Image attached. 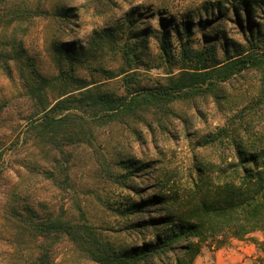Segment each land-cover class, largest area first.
<instances>
[{"label": "rangeland", "instance_id": "1", "mask_svg": "<svg viewBox=\"0 0 264 264\" xmlns=\"http://www.w3.org/2000/svg\"><path fill=\"white\" fill-rule=\"evenodd\" d=\"M59 1L72 7L77 14L73 21L75 31H69L67 36L62 37V42H81L87 47L93 32L104 29L116 32L117 42H125L126 19L132 14H137L138 30L148 31V37L137 48L131 64L111 45L102 48L91 45L82 56L79 54L76 57L77 67L83 66L76 74L86 80L93 78L97 81L94 84L102 83L106 90L117 94L124 93L120 76L109 79L101 69L115 72L120 68L128 69L127 73H135L136 79L144 86L165 83L169 76H176L183 70H195L194 51L206 46L210 48L205 61L207 66L222 63L227 57L248 49L229 3L231 0ZM11 2L19 4L11 9H18L28 19L9 21L11 16L6 13L10 2L0 11V41L15 39L24 49L23 55L9 61V73L0 68V98L9 100L1 114L0 143L2 137L17 133L16 123L20 135L18 141L17 138L14 143L5 141L0 147L3 148L0 162V264H34L31 257L40 253L39 245L48 244L47 240L35 235L22 223L21 216L34 220H46L52 216L85 223L100 241L116 247L152 242L156 233L152 227L140 231H132L128 227L132 221L150 215L121 216L127 200H139L137 192L143 199L148 198L147 192H159L160 188L153 186L156 180L162 179L167 182L163 189L175 197L174 211L188 215L204 194H211L205 189L200 191L201 187L194 189L196 166H202L208 184H215L223 169L234 161V147L226 132H238L247 145L264 143L263 74L248 70L221 83L216 96H198L172 103L171 113L159 116L169 126L171 136L161 137L156 119L145 116L138 117L132 125L144 135L146 143L138 144L129 126L108 122L98 126L97 140L92 144L70 143L63 139L61 154L59 149L50 151L48 144L38 145L35 138L22 133L24 116L33 103L30 101V106L25 104L27 90L22 77L32 68L47 78L58 72V61L46 45L47 32L54 23L42 11L58 0ZM261 14L260 10H256L255 20L262 24L260 33L254 34L258 50H264V18ZM159 16L170 25L167 28L168 55L160 48L162 27ZM241 16L244 17V14ZM218 18H221L220 22L215 23ZM201 19L220 29V37L210 42L211 46L204 40L209 28H199ZM186 22L190 26L189 36L184 31L178 35L174 28H182ZM131 44L134 46L136 42ZM8 45L9 52L14 54L18 48ZM184 45L186 57L182 51ZM30 65L33 67L30 68ZM143 122L152 123L154 135ZM153 136L156 140L152 144ZM129 154L142 164L149 162L153 172L143 173L142 169L136 173L138 177L121 176L120 160ZM58 162L68 168L67 182L59 177L52 181L42 171L43 168L55 172ZM150 210L149 214L154 216L155 207H150ZM250 237L257 241H251ZM54 248L52 264H95L90 261L86 247L79 242L58 240ZM164 259L171 261L170 258ZM146 264L162 263L153 258ZM192 264H264V228L243 239L229 234L216 240L208 239L201 245Z\"/></svg>", "mask_w": 264, "mask_h": 264}, {"label": "trees", "instance_id": "2", "mask_svg": "<svg viewBox=\"0 0 264 264\" xmlns=\"http://www.w3.org/2000/svg\"><path fill=\"white\" fill-rule=\"evenodd\" d=\"M11 1L0 0V11L10 2L9 11L6 13L7 16H11L9 21L28 19V16L19 13L18 9H11L12 6L19 5ZM229 3L240 25V33L248 43V49L233 57H227L222 63L207 66L205 61L210 48L206 46L204 49L194 51L195 70H183L176 76H169L165 83L156 82V84L144 86L136 79L135 73H127L128 69L120 68L117 72L101 69L109 79L120 76L124 87V93L120 94L106 90L107 88L102 83L94 84L97 81L93 78L86 80L76 74L78 68L83 67L81 65L77 67L76 57L79 54L82 56L87 47L91 45L99 48L111 45L115 47V52L121 53L129 64L136 56L137 48L142 46L148 37L146 29L138 30L137 28L140 25L136 18L137 14H132L126 19L125 42H117L119 40L116 32L104 29L94 31L90 41L88 40L90 46L86 47L81 42L61 41L69 31H75L76 24L73 21L77 14L72 7L58 0L55 5L43 8L42 11L45 12L43 14L54 23L51 30L47 32L46 45L48 51L58 61V72L55 76L47 78L30 65L32 68L30 73L23 74L22 78L27 90L25 104L30 106V101L33 103L28 107L24 116L25 128L22 133L25 134L24 136L35 138L38 145H50V151L54 152L59 149L61 154L63 153V139L70 143L92 144L97 140L98 126L110 122L118 126H129L138 144L146 143L144 135L132 125L138 117L155 118L157 129L162 134L161 137L168 136L171 133L169 126L162 119L160 120L159 116H168L171 113L170 105L175 101L212 94L216 96L217 88L221 83L248 70H257L263 74L264 79V50H258L254 35L261 31L262 24L257 22L255 17L256 10H260L264 18V0H231ZM215 6L219 7V5ZM242 13L244 17L241 16ZM159 18L162 27L160 48L165 55H168L169 31L167 28L170 25L168 21H163L165 20L162 19L163 17L159 16ZM220 19L218 18L215 23H219ZM199 28H209L206 30L204 40L210 46V42L220 37L218 26L207 23L206 19H201ZM174 29L178 35L184 31L189 36L188 22L183 23L182 28L177 26ZM132 42L136 44L133 46ZM8 44L11 48H18L14 54L9 52ZM182 51L183 56L186 57L185 45ZM23 53L24 49L15 39L1 40L0 68L9 73V61L18 58ZM8 104L7 98H0V122H3L1 114ZM143 124L154 135L152 123L143 122ZM15 128V133H17L2 137L0 147L5 141L14 143L15 138L19 140L17 123ZM187 134L188 131L185 132V135ZM226 135L230 137L234 147V161L223 169L215 184H208L204 169L200 165L196 166L194 189L201 187L200 191L205 189L211 194H204L188 215L174 211L175 197L168 195L163 189L167 182L162 179L156 180V185L153 186L154 188L159 187V192L155 190L147 192L148 198L146 199L140 197V193L137 192L139 200L130 199L124 204L120 212L121 216L150 215L132 221L128 227L132 231L152 227L156 232L154 241L142 242L141 245L116 247L100 241L85 223H76L69 219L52 216L46 220H34L29 216H21L22 223L48 243L39 245L40 253L31 257L32 262L52 264L55 255L54 245L58 240H63L70 243H81L86 247L90 261L95 264H146L153 258L158 259L162 264H192L200 252L201 245L208 239L216 240L219 236L226 234L233 238L243 239L250 233L263 229L264 143L259 146L253 143L247 145L238 132L235 134L226 132ZM155 140L153 136L152 144ZM2 157L3 148H0V162ZM119 169L123 171L121 176L125 178L138 177L136 173L142 169L143 173L153 172L151 170L153 167L149 162L142 164L134 160L130 154L120 160ZM1 171L0 169V175ZM42 171L52 181H55L56 177L65 182L69 179L68 168L62 162H58L55 172L43 168ZM153 206L156 212L154 216H151L150 207ZM27 210L31 211L30 208ZM250 239L253 242L257 241L253 237ZM164 257L170 258L171 261H165Z\"/></svg>", "mask_w": 264, "mask_h": 264}, {"label": "crops", "instance_id": "3", "mask_svg": "<svg viewBox=\"0 0 264 264\" xmlns=\"http://www.w3.org/2000/svg\"><path fill=\"white\" fill-rule=\"evenodd\" d=\"M243 249H245V248H243ZM243 255V254H242Z\"/></svg>", "mask_w": 264, "mask_h": 264}]
</instances>
